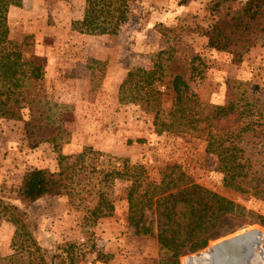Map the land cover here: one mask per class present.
Here are the masks:
<instances>
[{
  "label": "rangeland",
  "instance_id": "374dc122",
  "mask_svg": "<svg viewBox=\"0 0 264 264\" xmlns=\"http://www.w3.org/2000/svg\"><path fill=\"white\" fill-rule=\"evenodd\" d=\"M213 1L135 0L115 34L76 28L84 0H21L9 7L4 48L24 58L42 57L45 71L20 88L22 118H0V197L6 205L0 207V264H38L41 255L52 264H163L167 255L155 237L136 235L127 222L130 182L106 174L124 159L143 165L153 181L163 167L176 165L192 182L264 216L263 200L223 184L224 173L217 157L204 150L205 141L158 134L151 113L118 98L126 72L151 67L159 52L165 69L182 75L203 102L222 104L228 77L246 82L248 91L264 98V38L241 56L208 47L206 33L217 16L209 9ZM162 100L166 109L175 101L170 91ZM85 147L96 153L86 157L87 171L79 169L80 188L73 197L48 196L31 204L16 198L25 171H55ZM100 188L113 211L94 219L90 209ZM251 216L233 215L222 224L231 231L180 255L179 264L234 241L264 255L256 253L264 250V228L258 220L249 222ZM148 218L156 231V216L148 213Z\"/></svg>",
  "mask_w": 264,
  "mask_h": 264
},
{
  "label": "trees",
  "instance_id": "16d2710c",
  "mask_svg": "<svg viewBox=\"0 0 264 264\" xmlns=\"http://www.w3.org/2000/svg\"><path fill=\"white\" fill-rule=\"evenodd\" d=\"M134 1L84 0L83 16L74 25L84 31L115 34L127 22ZM190 1L179 0V4ZM20 5L21 0H0V118L13 120L22 118L20 88L41 79L45 71L42 57L24 58L21 53L4 48L9 7ZM209 9L217 15L206 33L211 49L241 56L264 38V0H214ZM161 53H157V61L151 67H131L126 72L118 86L119 100L138 103L151 113L158 134L175 132L205 141L204 150L217 157L224 173L223 184L264 201V98L248 91L246 82L228 77L224 81V102H203L188 90L182 75L165 69L159 60ZM165 91L173 93L175 99L169 109L162 106ZM95 153L85 147L79 154L66 157L55 171H25L16 198L31 204L42 197H73L80 188L79 169L87 171L85 159ZM251 156L256 158L250 159ZM159 173L157 181L150 180L143 165L124 159L120 168L113 167L106 174L130 182L127 222L136 235L155 237L159 249L167 255L163 264H179L180 255L202 249L210 240L231 231L232 226L222 229V224L233 215L250 214L249 222L258 220L264 228V216L192 182L176 165H166ZM95 196L90 209L92 218L110 215L111 199L101 188ZM0 207L6 208L1 197ZM148 213L156 216V231ZM52 263V259L39 257L38 264Z\"/></svg>",
  "mask_w": 264,
  "mask_h": 264
},
{
  "label": "bare ground",
  "instance_id": "6f19581e",
  "mask_svg": "<svg viewBox=\"0 0 264 264\" xmlns=\"http://www.w3.org/2000/svg\"><path fill=\"white\" fill-rule=\"evenodd\" d=\"M264 251L258 250L256 253ZM187 264H264V255H257L238 241L218 245L216 252L188 262Z\"/></svg>",
  "mask_w": 264,
  "mask_h": 264
}]
</instances>
